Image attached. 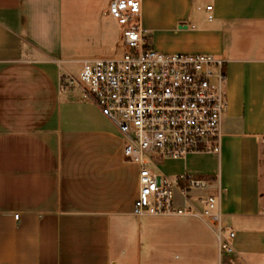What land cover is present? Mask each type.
<instances>
[{
  "label": "crops",
  "instance_id": "1",
  "mask_svg": "<svg viewBox=\"0 0 264 264\" xmlns=\"http://www.w3.org/2000/svg\"><path fill=\"white\" fill-rule=\"evenodd\" d=\"M110 1L0 0V264H264V0H170L181 8L173 31L224 62L226 109L218 155L157 171L219 182L188 200L176 193V205L200 210L197 197L220 188L231 252L199 218L133 215L137 166L67 84L116 32ZM144 12L141 0L148 33Z\"/></svg>",
  "mask_w": 264,
  "mask_h": 264
},
{
  "label": "built area",
  "instance_id": "2",
  "mask_svg": "<svg viewBox=\"0 0 264 264\" xmlns=\"http://www.w3.org/2000/svg\"><path fill=\"white\" fill-rule=\"evenodd\" d=\"M211 6H206L209 12ZM107 14L120 29L123 53L118 58L82 63L76 84L119 131L123 156L138 168L136 217H196L209 226L220 249L231 252L234 232L224 226L216 194L197 197L201 209L176 205V193L188 200L207 191L211 182L188 173L166 177L155 172L163 160L189 154L218 155L221 119L226 109L224 62L208 54H163L150 47L141 27V0H111ZM207 21L213 19L208 14Z\"/></svg>",
  "mask_w": 264,
  "mask_h": 264
},
{
  "label": "rangeland",
  "instance_id": "3",
  "mask_svg": "<svg viewBox=\"0 0 264 264\" xmlns=\"http://www.w3.org/2000/svg\"><path fill=\"white\" fill-rule=\"evenodd\" d=\"M144 0L145 12L143 14V26L150 31L145 35L149 37L148 42L150 47L163 54H197L203 53L200 51V46L195 44L193 34L188 30H177L175 33V18L181 12V8L176 4H172L170 0ZM147 4V6H146ZM184 10V9H183ZM107 19L109 17L105 16ZM108 46L104 48L101 54L94 56V58H117L122 55L123 48L121 46L119 37V28L116 32L111 34ZM187 157V156H186ZM185 157V158H186ZM155 172L161 175L157 170Z\"/></svg>",
  "mask_w": 264,
  "mask_h": 264
}]
</instances>
